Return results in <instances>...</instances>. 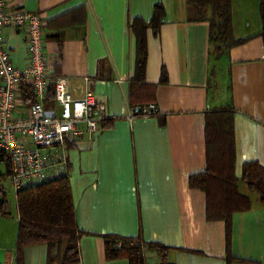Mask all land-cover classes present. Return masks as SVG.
Instances as JSON below:
<instances>
[{
    "label": "crops",
    "instance_id": "obj_1",
    "mask_svg": "<svg viewBox=\"0 0 264 264\" xmlns=\"http://www.w3.org/2000/svg\"><path fill=\"white\" fill-rule=\"evenodd\" d=\"M260 3L232 0L233 32L244 43L217 57L209 22L191 18L186 0H6L5 11L43 17L54 75L70 80L76 99L91 91L110 116L94 138H69L76 222L86 233L77 264H130L106 259V235L170 249L165 263L147 251L145 264H228L226 224L207 220L206 195L190 187V178L207 168L206 114L230 105L236 176L249 162L264 167ZM157 4L165 17L158 35L148 31L146 85L137 99L152 101L159 115L129 122L137 60L132 24L150 23ZM5 43L13 65L26 67L24 33L6 29ZM238 186L252 209L233 216L231 253L238 261L232 264H264V207L245 183ZM0 251V263L16 264L17 238H0ZM21 264H49L47 245L26 247Z\"/></svg>",
    "mask_w": 264,
    "mask_h": 264
},
{
    "label": "trees",
    "instance_id": "obj_2",
    "mask_svg": "<svg viewBox=\"0 0 264 264\" xmlns=\"http://www.w3.org/2000/svg\"><path fill=\"white\" fill-rule=\"evenodd\" d=\"M189 15L210 24V44L217 57H222L233 47L242 45L244 40L236 39L232 25V0H186ZM165 17L162 4L154 7L150 23L135 19L132 30L137 39V60L135 76L131 82L130 104L148 105L150 100H139V92L146 85L148 61L147 34L152 30L158 35ZM262 21V38L264 40V0L260 3ZM194 19V18H193ZM24 100L34 101L31 89L25 90ZM55 97L51 89L48 93L46 107L53 106ZM206 171L190 178V187L199 189L206 195L207 220L223 221L226 224L227 262L238 260L231 253L233 236V216L236 213L252 209V201L239 191V181L256 193L264 207V167L258 162L244 164L242 176H236V148L234 129V109L212 110L206 114ZM6 173L0 167V217H11L10 204L4 186L10 176L8 165ZM18 218L17 260L21 264L22 251L26 247L47 245L49 264H77L81 260L80 243L86 235L76 222L75 206L69 177L54 180L22 190L16 193ZM105 255L108 261L128 260L130 264H145V253H157L162 262L167 261L170 249L162 244H145L140 240L120 235L104 236ZM120 246V247H118Z\"/></svg>",
    "mask_w": 264,
    "mask_h": 264
},
{
    "label": "built area",
    "instance_id": "obj_3",
    "mask_svg": "<svg viewBox=\"0 0 264 264\" xmlns=\"http://www.w3.org/2000/svg\"><path fill=\"white\" fill-rule=\"evenodd\" d=\"M0 0V167L8 165L13 189L17 192L68 176L69 138H94L108 120L105 104L88 91L76 99L71 82L55 76V61L45 49L43 17L22 8L5 11ZM24 33L29 62L16 68L5 43V30ZM31 89L34 101L24 100ZM54 103L46 107L49 91ZM155 104L131 106L127 120L158 117ZM120 247V246H118Z\"/></svg>",
    "mask_w": 264,
    "mask_h": 264
},
{
    "label": "rangeland",
    "instance_id": "obj_4",
    "mask_svg": "<svg viewBox=\"0 0 264 264\" xmlns=\"http://www.w3.org/2000/svg\"><path fill=\"white\" fill-rule=\"evenodd\" d=\"M1 171L6 173V166H1ZM4 186L10 204L11 217H0V238L7 241V238H17L19 224L17 220L16 191L13 189L9 178L5 181ZM0 254L1 260L4 259L5 253L0 251ZM2 262L0 264H2Z\"/></svg>",
    "mask_w": 264,
    "mask_h": 264
},
{
    "label": "water",
    "instance_id": "obj_5",
    "mask_svg": "<svg viewBox=\"0 0 264 264\" xmlns=\"http://www.w3.org/2000/svg\"><path fill=\"white\" fill-rule=\"evenodd\" d=\"M1 202H2V198H1V196H0V204H1Z\"/></svg>",
    "mask_w": 264,
    "mask_h": 264
}]
</instances>
